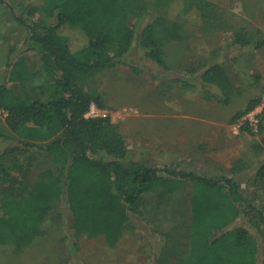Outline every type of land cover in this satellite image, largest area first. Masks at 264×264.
<instances>
[{"label": "trees", "instance_id": "16d2710c", "mask_svg": "<svg viewBox=\"0 0 264 264\" xmlns=\"http://www.w3.org/2000/svg\"><path fill=\"white\" fill-rule=\"evenodd\" d=\"M16 1L8 7L27 31L23 48L39 55L47 81L35 96L25 88L9 87L29 79L23 63L0 72V110L8 114L10 131L24 139L0 152V245L22 253L42 235L45 221L59 206L74 249L84 236L103 237L115 248L149 195L167 179L179 178L192 184L191 223L189 249L173 264H258L261 251L252 230L263 234L264 209L245 195L235 178L250 169L243 160L230 172L210 176L158 170L130 158L127 140L111 118L86 117L92 105L105 109L103 98L86 90L87 77L126 65L135 43L145 59L170 71L164 47L174 37L165 18L155 17L137 33L142 14L134 4L141 0ZM212 8L208 0L185 2L186 15L196 14L200 30L220 27L217 18L209 16ZM235 44L264 48V42H251L244 33ZM201 81L219 92L222 105L231 104L237 91L221 63L210 62ZM261 103V98L251 101L231 123ZM240 130L254 133L248 123ZM257 133L263 138L256 151L264 154V109ZM37 157L52 171L31 187L7 193L14 178L25 175ZM256 179L264 187V161ZM240 220L244 225L237 224Z\"/></svg>", "mask_w": 264, "mask_h": 264}, {"label": "rangeland", "instance_id": "374dc122", "mask_svg": "<svg viewBox=\"0 0 264 264\" xmlns=\"http://www.w3.org/2000/svg\"><path fill=\"white\" fill-rule=\"evenodd\" d=\"M187 1L141 0L134 4L142 14L137 33L155 17L165 18L174 37L164 47L169 72L145 59L135 43L126 65L87 77L86 90L103 98L105 109L97 114L119 126L131 159L162 171L173 168L200 176L230 172L243 160L250 169L235 178L245 195L264 209V187L256 182L264 161L256 146L263 137L256 129L253 134L240 130L246 114L238 123H231L251 101L261 98L264 102V48L235 44L243 33L251 42H264V0H208L213 5L209 16L217 18L220 27L206 30H200L194 12L186 15ZM16 2L0 0V72L9 65L15 70L23 63L29 79L9 83V87L14 91L25 88L36 96L47 78L39 55L23 48L27 31L8 7ZM213 61L228 70L236 88L228 106L220 103L217 90L206 88L201 81ZM7 118L0 110V152L24 140L10 131ZM43 162L35 158L27 173L14 178L6 192L15 194L17 187H31L43 173L52 171ZM167 180L141 205V214L131 216L115 248L103 237L84 236L74 249L57 206L45 221L42 235L22 253L0 245V264H173L189 249L192 184L179 178ZM237 224L244 225V221ZM262 230L263 234L252 230L261 251L258 264H264V227Z\"/></svg>", "mask_w": 264, "mask_h": 264}, {"label": "built area", "instance_id": "2783aa9c", "mask_svg": "<svg viewBox=\"0 0 264 264\" xmlns=\"http://www.w3.org/2000/svg\"><path fill=\"white\" fill-rule=\"evenodd\" d=\"M264 109V102H262L254 111L246 114L241 120H240V126L248 123L253 129L258 128L259 125V117L261 116L262 112ZM99 109L95 106L92 105L91 110L89 113L86 115L87 118H96V117H101L97 113Z\"/></svg>", "mask_w": 264, "mask_h": 264}]
</instances>
